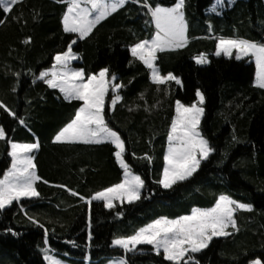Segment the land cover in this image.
I'll return each mask as SVG.
<instances>
[{
  "label": "trees",
  "instance_id": "obj_1",
  "mask_svg": "<svg viewBox=\"0 0 264 264\" xmlns=\"http://www.w3.org/2000/svg\"><path fill=\"white\" fill-rule=\"evenodd\" d=\"M212 1L186 0L189 43L182 49L157 54L162 73L173 72L181 78L180 85L172 81L157 87L150 80V70L131 56L128 46L154 31L147 9L132 0L73 46L79 53L74 67L86 73L108 67L110 74L118 77L115 82L123 83V100L114 111L111 94L106 98V118L125 140L126 160L132 170L145 180L142 198L131 204L117 203L109 210L102 201L92 202L91 241L88 204L58 185L89 196L118 183L123 169L109 142H53L55 133L81 102L67 101L58 89L34 80V74L51 67L55 53L65 50L75 38V34L63 31L66 3L18 0L9 13L0 8V20L4 21L0 23V100L17 113L14 118L0 108V125L16 141L39 139L41 146L32 155L38 174L50 181L37 182L39 197L24 198L0 210V264H46L44 249L78 264L84 260L100 264L122 257L123 249L111 243L114 236L132 234L161 216L175 218L189 214L193 207H211L222 193L253 208L238 210L239 230L229 228L230 235L213 238L208 248L194 254L196 259L199 264H249L256 259L264 264V89L253 83L251 58L237 60L234 55L215 54L219 36L264 41V0H235L220 14H210L207 8ZM174 2L150 0L153 6H171ZM27 37L32 40L26 44ZM200 52L207 54L209 63H195L192 57ZM197 89L205 95L201 130L216 152L202 162L193 177L165 189L156 181L164 165L175 101L192 103ZM19 118L27 126L19 124ZM7 151L8 146L0 140V177L10 166ZM145 153L151 161L144 158ZM117 210L123 215L117 216ZM29 215L45 227L30 221ZM137 248L126 254L129 264H170L150 245Z\"/></svg>",
  "mask_w": 264,
  "mask_h": 264
},
{
  "label": "snow or ice",
  "instance_id": "obj_2",
  "mask_svg": "<svg viewBox=\"0 0 264 264\" xmlns=\"http://www.w3.org/2000/svg\"><path fill=\"white\" fill-rule=\"evenodd\" d=\"M66 9L62 14L63 31L75 34L67 48L55 53L52 66L34 74V80H41L51 89H58L67 101H79L71 119L61 127L53 136V142H82L85 144H101L109 142L115 148L114 156L123 169V178L115 184L95 191L89 196H84L75 189L60 184L58 187L66 189L71 195L79 197L89 206L88 214V240L92 239V211L93 201H102L106 209H115L117 203L131 204L142 198V189L145 180L135 173L126 160V142L121 133L112 127L106 118V97L111 89L110 107L114 111L118 102L123 100L120 89L123 83H115L118 79L115 73L110 74V69L104 67L98 72L86 73L83 68H75L72 62L79 57L73 50L77 40L88 37L98 24L124 7L128 0H62ZM133 3L142 5L147 9L150 23L154 31L150 37L139 39L129 45L131 56L142 62L150 70V80L159 87L174 81L181 84V78L169 71L162 73L158 60V53L182 49L189 43L188 21L185 14L186 0H175L171 6L155 4L150 0H132ZM18 3V0H0V8L4 13H9ZM224 0H215L210 8V14L224 7ZM0 23H4L0 20ZM209 32L213 31L211 21H207ZM32 37H27L24 43H30ZM232 57L237 60L245 57L255 61L254 84L264 89V41H254L243 37L219 36L216 42L215 54ZM197 65L209 63L206 53L200 52L192 57ZM132 63V61H129ZM31 72L32 70L29 69ZM17 76L20 73H16ZM143 96V94H141ZM196 100L192 103L175 101V115L171 120L167 133V148L163 155V169L160 178L156 181L165 189H170L193 177L201 168L202 162L216 152V148L201 130V120L205 114V95L200 89L196 90ZM0 108L8 115L16 118L17 113L4 101L0 100ZM19 124L26 125L23 118ZM31 131V129H29ZM236 137L233 136V140ZM0 140L8 146L7 155L10 166L0 177V210L15 203H20L24 198L39 197L37 182L45 184L50 181L38 174L34 150L40 148L39 139L35 142H19L8 137L5 126L0 125ZM136 154L133 153V156ZM149 161L152 157L144 154ZM253 205L234 199L229 194H219L211 207H193L189 214L175 218L161 216L137 228L132 234L114 236L111 243L123 249L125 256L110 261L109 264H129L126 254L139 250L138 245L147 244L157 255H162L170 264H199L194 254L200 253L209 247L215 237L230 235L229 228L238 229L235 213L238 210H251ZM27 215V212L25 213ZM117 216L123 213L116 211ZM28 219L38 226H45L33 216ZM13 231L12 229H8ZM47 228L45 235L47 236ZM45 245L48 240L45 239ZM45 260L48 264H64L55 256L47 254ZM249 264H262L260 259L250 261Z\"/></svg>",
  "mask_w": 264,
  "mask_h": 264
},
{
  "label": "rangeland",
  "instance_id": "obj_3",
  "mask_svg": "<svg viewBox=\"0 0 264 264\" xmlns=\"http://www.w3.org/2000/svg\"><path fill=\"white\" fill-rule=\"evenodd\" d=\"M235 0H224V7L222 8V9H217V12L220 14L221 13V11L224 9V8H228V7H230L232 4H233V2H234ZM214 2H215V0H213L212 1V3L208 6V8H207V11L208 12H210V8H211V6L214 4ZM223 54V53H222ZM251 60L253 61V64H254V76H253V83H254V80H255V61H254V59H252L251 58ZM73 63V62H72ZM72 66H73V64H72ZM74 67V66H73ZM76 68V67H75ZM116 83V82H115ZM109 94H111L112 95V92H111V89L109 90ZM108 94V95H109ZM63 95V94H62ZM107 98V97H106ZM197 99V98H196ZM195 99V100H196ZM110 100H111V97H110ZM194 100V101H195ZM174 115H175V113H174ZM167 148V147H166ZM2 177V176H1ZM45 254L46 253H44V257H45ZM47 254L48 255H50V256H55L56 258H58L59 260H61V261H63L64 262V264H78L77 262H74V261H72V260H69V259H67V258H65V257H61V256H59V255H56L55 253H53V252H50V251H48L47 252ZM120 257H115V258H108V259H105L103 262H101L100 264H109V262L110 261H113V260H116V259H119ZM45 259V258H44ZM46 261V260H45ZM46 264H48V262L46 261ZM83 264H91V262L89 261V260H84L83 261Z\"/></svg>",
  "mask_w": 264,
  "mask_h": 264
}]
</instances>
